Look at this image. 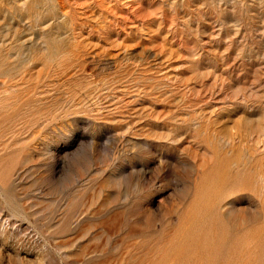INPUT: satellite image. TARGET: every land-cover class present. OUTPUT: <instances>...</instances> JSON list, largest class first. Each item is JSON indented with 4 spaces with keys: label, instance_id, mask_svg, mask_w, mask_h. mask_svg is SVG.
<instances>
[{
    "label": "rangeland",
    "instance_id": "rangeland-1",
    "mask_svg": "<svg viewBox=\"0 0 264 264\" xmlns=\"http://www.w3.org/2000/svg\"><path fill=\"white\" fill-rule=\"evenodd\" d=\"M0 264H264V0H0Z\"/></svg>",
    "mask_w": 264,
    "mask_h": 264
}]
</instances>
